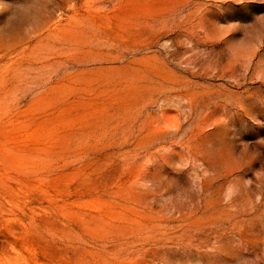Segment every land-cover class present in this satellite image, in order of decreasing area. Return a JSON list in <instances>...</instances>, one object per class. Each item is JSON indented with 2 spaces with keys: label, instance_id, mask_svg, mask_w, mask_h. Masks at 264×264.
Listing matches in <instances>:
<instances>
[{
  "label": "rangeland",
  "instance_id": "374dc122",
  "mask_svg": "<svg viewBox=\"0 0 264 264\" xmlns=\"http://www.w3.org/2000/svg\"><path fill=\"white\" fill-rule=\"evenodd\" d=\"M0 264H264V0H0Z\"/></svg>",
  "mask_w": 264,
  "mask_h": 264
}]
</instances>
